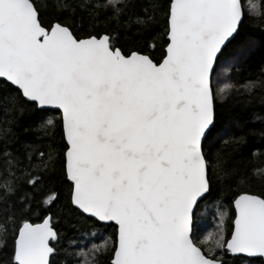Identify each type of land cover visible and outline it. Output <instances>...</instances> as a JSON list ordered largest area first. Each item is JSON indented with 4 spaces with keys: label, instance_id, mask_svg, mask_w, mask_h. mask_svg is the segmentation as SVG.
I'll list each match as a JSON object with an SVG mask.
<instances>
[{
    "label": "snow or ice",
    "instance_id": "snow-or-ice-1",
    "mask_svg": "<svg viewBox=\"0 0 264 264\" xmlns=\"http://www.w3.org/2000/svg\"><path fill=\"white\" fill-rule=\"evenodd\" d=\"M78 6L96 20L127 19L140 31L152 21L132 12V0ZM55 7L70 6L58 0ZM249 11L260 15L257 4ZM165 15L166 47L154 61L125 52L111 33L79 38L74 25H45L33 0H0V109L60 113L70 204L97 227L114 229L112 237L93 232L88 242L72 241L76 264H104L105 258L107 264H225L227 254L264 264V191L241 187L235 163L205 151L216 102L233 87L236 65L226 50L245 40L244 6L240 0H168ZM38 123L47 132L52 122L40 115ZM37 157L43 172L55 165L51 152L29 159ZM9 164L0 175V200L6 208L11 202L0 220V242L7 248L12 241L9 264H52L50 242H59L60 233L50 216L41 223L27 218L42 174L22 160L9 157ZM15 168L26 176L25 192ZM258 176L264 184V169ZM214 183L237 188L231 231L226 237L221 220L215 233L195 240L194 218Z\"/></svg>",
    "mask_w": 264,
    "mask_h": 264
},
{
    "label": "trees",
    "instance_id": "trees-1",
    "mask_svg": "<svg viewBox=\"0 0 264 264\" xmlns=\"http://www.w3.org/2000/svg\"><path fill=\"white\" fill-rule=\"evenodd\" d=\"M243 6L253 2L258 5L260 15L250 14L244 8V23L241 26L243 43L234 41L226 50V55L232 54L236 67L230 72L233 87L230 94L223 100H217L215 106V124L212 133L205 142V151L212 159L219 154L224 160L235 163L245 180L241 187L259 193L264 191V184L260 183L258 172L264 169V0H242ZM70 7L62 10L55 5L58 0H33L40 11L41 20L45 25L62 23L74 25L72 31L79 38L88 33H111L118 45L127 52L136 50L149 55L154 61L162 58L166 47V6L168 0H132L136 7L133 13H147L152 16L150 27L144 31L130 25L127 19L120 22H107L104 18L94 19L90 10L79 7L85 0H64ZM93 4L101 0H91ZM2 88V85H0ZM7 94V89H3ZM40 115L51 121L45 132L38 123ZM239 140V143L235 141ZM38 151H43L45 157L51 152L55 155V165L42 171L44 161L35 157ZM63 139L60 113L47 111L38 113L30 107L23 109H0V175L10 170L9 157L13 161L22 160L25 167L42 174L39 191H33L32 212L27 215L29 222L39 223L42 218L51 216L54 229L60 233L59 242L52 241L55 251L52 264H76L73 258L76 252L70 248L72 241L85 243L91 240L93 232L102 233L105 237H112L114 229L97 227L91 220H86L76 214L70 204V182L63 171ZM15 167V165H12ZM20 176L19 168H15ZM26 176H20L21 192L27 191L23 185ZM237 184L240 183L238 180ZM235 185L231 188L216 185L214 191L200 203L197 210L198 218L194 219L193 238L202 240L204 232L217 219L220 213L225 214L223 228L229 237L234 209L231 206ZM55 197L50 205L41 203L43 198ZM11 202L5 207L0 200V220L10 209ZM209 224V225H208ZM83 238V239H81ZM99 243V238L96 240ZM12 252V241L9 238L8 247L0 242V264H9ZM225 264H246L229 254L224 256ZM104 264H107L105 258Z\"/></svg>",
    "mask_w": 264,
    "mask_h": 264
},
{
    "label": "rangeland",
    "instance_id": "rangeland-1",
    "mask_svg": "<svg viewBox=\"0 0 264 264\" xmlns=\"http://www.w3.org/2000/svg\"><path fill=\"white\" fill-rule=\"evenodd\" d=\"M251 4H255V3H253V2L247 3V2H246V5L244 6L245 10H246L247 12H249V13H250L249 9H250V5H251ZM198 210H199V209H198ZM197 218H198V213H197L196 216H195V219H197ZM224 219H225V215H223V217H222L221 214L219 213V214L217 215V219H216V220H214V221H210L209 224H211V225L207 227V230L204 232L203 238H204V236L208 235L209 233H215V232L217 231V227H218V225L221 224V220H223V222H224ZM209 224H208V225H209ZM203 238H202V239H203Z\"/></svg>",
    "mask_w": 264,
    "mask_h": 264
},
{
    "label": "water",
    "instance_id": "water-1",
    "mask_svg": "<svg viewBox=\"0 0 264 264\" xmlns=\"http://www.w3.org/2000/svg\"><path fill=\"white\" fill-rule=\"evenodd\" d=\"M240 2H241V4H242V0H240ZM242 5H243V4H242ZM166 39H167V37H166ZM49 111H56V112H58L57 110H54V109H50ZM69 182H70V181H69ZM202 201H203V200H202ZM202 201H201V202H202ZM201 202H200V203H201ZM233 209H234V208H233ZM47 217H49V216H47ZM50 217H51V216H50ZM194 219H195V218H194ZM39 223H41V222H39ZM51 224H52V220H51ZM52 227H53V225H52ZM53 228H54V227H53ZM193 228H194V225H193ZM54 230H55V229H54ZM55 231H56V230H55ZM50 245H51V242H50ZM229 256L233 257L232 254H229ZM51 258H52V257H51Z\"/></svg>",
    "mask_w": 264,
    "mask_h": 264
},
{
    "label": "flooded vegetation",
    "instance_id": "flooded-vegetation-1",
    "mask_svg": "<svg viewBox=\"0 0 264 264\" xmlns=\"http://www.w3.org/2000/svg\"><path fill=\"white\" fill-rule=\"evenodd\" d=\"M242 4H243V1H242Z\"/></svg>",
    "mask_w": 264,
    "mask_h": 264
}]
</instances>
